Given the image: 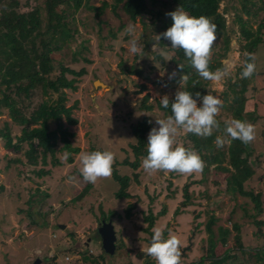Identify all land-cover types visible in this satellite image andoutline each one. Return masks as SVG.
<instances>
[{"label": "rangeland", "instance_id": "rangeland-1", "mask_svg": "<svg viewBox=\"0 0 264 264\" xmlns=\"http://www.w3.org/2000/svg\"><path fill=\"white\" fill-rule=\"evenodd\" d=\"M103 1L110 4L113 2L89 0V4L100 6ZM110 4L101 16L104 21L101 26L98 25L100 17L96 16L94 10L81 9L77 13L78 33L69 46L57 54L59 59L76 70L82 67L87 70L78 81V89L67 90V104L72 105L78 101L74 110L78 123L69 125L66 122V126L75 133L71 138L72 144L80 147V151L73 154L74 162L70 163L68 157L64 159V154L68 152L60 140L57 156L61 165L53 167L51 175L38 176L35 170L43 164L40 158L37 166L28 162V145L24 143L21 150L7 148L4 139L0 137V264H34L36 258L42 260L40 264H52L54 261L50 263L49 252H55L61 264H149L151 260L156 264L145 251L150 245L148 238L151 237L143 230L147 225L144 213L148 212L149 207L155 213L165 208L166 212L158 216L154 229L160 228L163 231L168 228V232L171 230L178 237L182 252L180 264H196L201 257L210 256L208 249L211 239L206 225L211 214L216 218L212 225L214 239L219 238L220 226L230 229L225 244L217 240L215 258L222 257L228 250L236 252L241 258L242 249H246L249 256L260 249L264 250V236H261L254 222V202L249 196L227 191L228 174L224 171H216L210 176V198L202 193L205 184L197 183L201 179L200 172L190 175L165 171L147 173L142 163L138 170L117 166L122 174L131 177L127 188L131 196L128 198L115 196L119 184L112 174L98 179L92 183L91 190H86L88 183L79 172L80 153L90 152L92 147L111 151L115 155L114 163L123 160L127 154L132 155L130 144L137 141L132 132V124L149 115L154 126L158 127L156 119L169 116L158 107L146 111L141 105L144 102L156 105L164 95L170 100L171 95L183 85L178 80L181 74L179 67L171 61L173 50L160 46L159 42L153 47L155 35L172 25L171 17L166 16V13L175 11L178 8L176 3L173 0H149L154 12H143L136 20L130 19L121 6L114 12ZM220 11L227 18L230 45L227 54L220 55L223 53L225 39L217 36L212 56L217 57L223 64L221 69L227 67L228 72L219 82L209 81L208 92L222 100L223 106L216 119L225 122L234 119L229 108L234 93L229 84L241 78L240 68L245 63V53L240 49L241 42L245 40L241 38L236 14L245 18L248 16L241 11L239 0H222ZM263 17V10L259 11L257 18L251 17L255 29ZM113 32L117 35L113 36ZM132 38L140 42L142 51L138 54L129 51ZM161 49L166 51V55L162 54L165 62L157 58ZM255 58L258 60L257 74L251 78L245 94V120L255 126V139L248 147L253 150L250 160L256 174L245 182V188L261 193L263 212L258 217L264 221V42L258 46ZM124 67L142 69L143 75L123 72ZM173 71L177 75L169 79ZM96 80L111 84L112 87L107 89L95 85ZM141 85H146V88L141 90ZM147 94L149 98L145 100ZM52 96L56 97L57 94ZM38 99L41 101L42 96ZM201 104L202 101L197 100V106ZM0 109L1 128L5 122L11 123L12 118L7 108ZM251 113L254 119L249 117ZM12 126L13 134H20L21 127L15 124ZM177 143L184 147L189 144L187 132L181 130L178 133ZM48 167L52 168L51 164ZM217 167V164L212 165L214 170ZM136 172L140 175L139 181L135 180ZM69 177L73 179L69 180ZM213 179L217 181V186L211 182ZM193 180L197 184L190 187L192 202L182 205L185 184ZM46 194L48 196L42 202ZM130 203L136 206L133 214L127 218L125 208ZM178 208L180 212L176 214ZM102 210H116L123 215L121 219L117 216L107 218L113 221L118 237L114 255L105 252L99 239L98 227L105 219ZM235 224L240 227L235 228ZM262 229L264 231V224ZM239 234L242 245L237 243ZM66 255L71 257L69 261H64ZM210 258H206L204 264H211ZM256 261V257H253L248 264ZM257 264H264L263 259Z\"/></svg>", "mask_w": 264, "mask_h": 264}, {"label": "trees", "instance_id": "trees-1", "mask_svg": "<svg viewBox=\"0 0 264 264\" xmlns=\"http://www.w3.org/2000/svg\"><path fill=\"white\" fill-rule=\"evenodd\" d=\"M173 1L190 15L196 17L201 15L206 16L216 24V35L223 36L225 39L223 53H220V55L225 56L229 50L230 38L227 35V18L220 11L222 0ZM239 1L241 11L248 16L245 18L241 14H236V21L240 25L241 38L245 40V42H241L240 49L245 53L244 59L246 61L248 54L255 56L258 46L264 42V17L260 20L257 29L253 27L251 22V17L257 18L259 11H264V0ZM109 4L108 1H103L102 5L97 6L89 4V0H0V108H7L12 118L11 123L9 121L5 122L4 126L0 128V137L4 139L7 148L21 150L24 143L28 145L26 151L28 162L37 166L40 163V158L43 164L40 169L35 170L38 176L51 175L53 167L61 165L57 156V146L60 140L64 143L63 148L69 153L68 161L70 163L74 162L73 154L80 151V147L74 146L71 141L75 133L66 126V122L69 125L78 123V118L74 116V110L78 106V101L72 105H68L69 97L67 90L76 91L79 79L86 74L87 70L85 67L76 70L64 63L62 59H59L57 54H61L78 33L77 13L81 9L88 8L94 10L96 16L100 17L98 25L101 26L104 22L101 16ZM110 5L114 12L121 6L132 20H136L143 12H154L150 7L149 0H113ZM170 21L173 23L171 18ZM112 34L113 36L117 35L114 32ZM159 45L164 48L171 47L170 42L163 38L159 41ZM172 50L174 54L171 57V61L176 65L183 66V69L179 68L181 74L178 76V80L180 81V77L183 74L189 76L187 84L182 85V90L191 92L194 99H196L197 92L201 96L208 94L209 81L197 75L182 49ZM75 54L74 58L76 59ZM157 58L165 62L162 53H158ZM257 61L255 59V72L250 78H239L234 83H231V85L229 84L232 93H234L232 103L229 105L234 119L246 121L245 103L247 98L245 94L248 91L251 78H254L257 74ZM209 67L211 71H215L218 68L221 69L223 64L221 61H218L217 57L211 56ZM122 71L128 74L143 75L142 69L134 67H124ZM242 71L243 67L240 68L241 73ZM145 88L146 85H141V90ZM52 94H57V96L54 97ZM40 96H42L41 101L38 99ZM148 98L149 94L145 95V100H148ZM174 98L175 94H172L170 103L174 101ZM226 99L229 100L228 97ZM141 106L146 111H152L158 107L171 115L170 107L167 109L163 108L160 105V101L156 105L144 102ZM0 112H2L1 109ZM249 117L251 119L255 118L252 113L249 114ZM217 121L220 124V131H214L213 135L208 138H201L187 133L189 144L185 145V147L195 150L205 162V167L200 172V181L193 180L185 184V199L182 201V205L192 202L190 187L199 182L205 184L206 188L202 193L207 198H210V176L216 171H224L228 174L226 179L227 191L238 192L242 196H249L254 202L256 210L253 214L254 222L259 227L258 231L261 236H264L262 229L264 221L258 217L263 212L262 195L260 192L255 193L253 190L245 188V182L256 174L250 160L253 150L249 149L248 144L245 145L240 140H232L229 145L225 144L224 147L215 149V137L219 133L222 134L225 127L224 121ZM13 123L21 127L20 134H13ZM131 127L137 140L136 143L130 144L132 155L127 154L123 160L116 161L117 163L113 164L112 169V176L119 184L115 196L120 199L131 196L127 191L131 177L127 174H122L117 166L123 165L131 167L134 170L139 169L143 158L147 155L146 144L148 133L155 126L152 117L146 115L142 120L132 124ZM96 150L103 151V149L92 147L90 152ZM49 156L51 157L50 160ZM49 164H51L52 168L48 167ZM213 164H217L216 170L212 168ZM134 176L135 180L139 181V173H134ZM211 182L216 186L218 185L214 179ZM86 188L87 191L91 190L92 183H88ZM216 191H219L218 188ZM84 194L85 191L81 195L84 196ZM47 196L46 194V196L42 197V202L46 200ZM151 199L153 200V197ZM135 206V203L127 205L125 208V216L127 218L133 214ZM179 210L180 208L175 213L178 214ZM165 212L164 208L155 213L153 208L149 207L148 212L144 213V221L147 225L143 227V230L151 237L158 216L163 215ZM102 213L106 220H108L109 216L123 218V215L116 210H102ZM209 216L210 220L207 223L208 225H206V229L210 233L211 239L208 249L210 256L201 257L196 264H204L206 258L210 257H212L210 258L211 264H248L253 257H256L257 261L250 264H257L262 259L264 261L263 249L250 256L246 249H242L243 258L236 252L232 253L228 250L222 257L215 258L214 252L217 240L220 239L221 243L225 244L230 229L220 226L219 238L217 240L214 239L215 232L212 225L216 221V218L214 214ZM238 227L240 225L235 224V228ZM163 232L167 238L168 228L163 230ZM240 236V234L237 236L238 245H242ZM151 237L148 238V241H150ZM84 257L88 258L86 255ZM94 260L99 261L98 258H94ZM148 263L155 264L153 260Z\"/></svg>", "mask_w": 264, "mask_h": 264}, {"label": "clouds", "instance_id": "clouds-1", "mask_svg": "<svg viewBox=\"0 0 264 264\" xmlns=\"http://www.w3.org/2000/svg\"><path fill=\"white\" fill-rule=\"evenodd\" d=\"M166 16H170L173 23L166 31L155 35L153 47L163 38L170 42V48L183 50L191 67L195 69L200 78L214 82L221 81L227 75V67L218 68L215 71H211L209 67L212 48L217 40L216 24L206 16H192L181 7L166 13ZM129 43V51L132 54H138L142 51L138 39L132 38ZM160 51L166 55L164 49ZM255 59L254 55L248 54L241 78H250L253 75L256 68ZM178 67L183 69L182 65H178ZM176 75L177 72L173 71L169 74V79L175 78ZM188 80L187 74L181 75V84H187ZM198 99L202 101L199 107L197 106ZM160 105L165 109L170 107L171 115L167 116L166 119H156L158 127L151 128L148 133L147 155L142 160V168L147 173L165 171L190 175L194 172H202L205 162L195 150L178 144L177 136L181 130L201 138L212 136L214 131L219 132L220 124L216 120V116L223 106L222 100L209 92L203 96L197 92L196 99H194L191 92L182 90L180 87L175 93L174 101L170 103L169 97L164 95L160 99ZM254 139V125L247 121L231 119L225 121L223 135H217L214 144L217 148H222L232 140H240L247 145ZM68 155L69 153H65L64 159H67ZM114 161L115 155L111 151L82 152L80 153V175L85 182L94 184L100 178L111 176ZM71 179L73 178L69 177V180ZM145 251L148 256L155 260L156 264H180L181 242L171 230H169L166 238L160 228H155L150 239V245ZM67 256L70 257L66 255L64 261L71 259V257L66 259ZM38 259L40 258H36V260ZM49 261L50 263L54 261L52 264L62 263H60L55 252H49Z\"/></svg>", "mask_w": 264, "mask_h": 264}, {"label": "water", "instance_id": "water-1", "mask_svg": "<svg viewBox=\"0 0 264 264\" xmlns=\"http://www.w3.org/2000/svg\"><path fill=\"white\" fill-rule=\"evenodd\" d=\"M95 85H100L101 87L107 89H109V87H112L111 84H106L101 80H96ZM98 232L102 240L103 249L105 250V252L113 255L117 247L116 245L117 233L113 221L103 219L98 227ZM40 262H41L40 259L36 260V264H39Z\"/></svg>", "mask_w": 264, "mask_h": 264}, {"label": "built area", "instance_id": "built-area-1", "mask_svg": "<svg viewBox=\"0 0 264 264\" xmlns=\"http://www.w3.org/2000/svg\"><path fill=\"white\" fill-rule=\"evenodd\" d=\"M69 258H70V257H68V256L66 257V259H69Z\"/></svg>", "mask_w": 264, "mask_h": 264}, {"label": "flooded vegetation", "instance_id": "flooded-vegetation-1", "mask_svg": "<svg viewBox=\"0 0 264 264\" xmlns=\"http://www.w3.org/2000/svg\"><path fill=\"white\" fill-rule=\"evenodd\" d=\"M109 220V219H108ZM101 240V237L99 238ZM102 241V240H101Z\"/></svg>", "mask_w": 264, "mask_h": 264}]
</instances>
